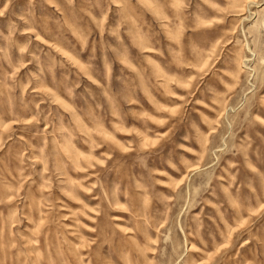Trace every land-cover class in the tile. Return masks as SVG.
I'll return each mask as SVG.
<instances>
[{"label":"rangeland","instance_id":"rangeland-1","mask_svg":"<svg viewBox=\"0 0 264 264\" xmlns=\"http://www.w3.org/2000/svg\"><path fill=\"white\" fill-rule=\"evenodd\" d=\"M0 264H264V0H0Z\"/></svg>","mask_w":264,"mask_h":264}]
</instances>
